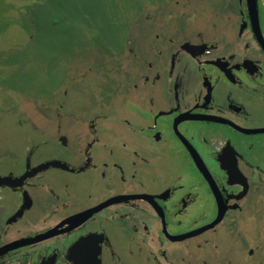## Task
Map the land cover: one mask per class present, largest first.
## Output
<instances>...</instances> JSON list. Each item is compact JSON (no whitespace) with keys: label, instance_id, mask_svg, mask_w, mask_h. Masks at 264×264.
Instances as JSON below:
<instances>
[{"label":"flooded vegetation","instance_id":"1","mask_svg":"<svg viewBox=\"0 0 264 264\" xmlns=\"http://www.w3.org/2000/svg\"><path fill=\"white\" fill-rule=\"evenodd\" d=\"M222 11L219 34L188 24L126 47L124 114L86 107L75 138L0 153V264H239V248L192 251L264 199V0Z\"/></svg>","mask_w":264,"mask_h":264},{"label":"rangeland","instance_id":"2","mask_svg":"<svg viewBox=\"0 0 264 264\" xmlns=\"http://www.w3.org/2000/svg\"><path fill=\"white\" fill-rule=\"evenodd\" d=\"M174 1L0 0V153L16 154L27 138H51L57 129L75 138L76 116L86 107L124 114L129 44L139 48L150 31L196 23L206 30L215 23L219 34L226 28L222 10L231 14L235 8V0ZM146 15L154 17L144 20ZM121 67L125 71L117 76ZM175 163L180 172L189 171ZM237 223L238 230L227 226L208 236L194 254L221 244L220 253L239 248L240 264L242 248L255 246L248 264H264V199Z\"/></svg>","mask_w":264,"mask_h":264},{"label":"water","instance_id":"3","mask_svg":"<svg viewBox=\"0 0 264 264\" xmlns=\"http://www.w3.org/2000/svg\"><path fill=\"white\" fill-rule=\"evenodd\" d=\"M219 218H217V220H218Z\"/></svg>","mask_w":264,"mask_h":264}]
</instances>
